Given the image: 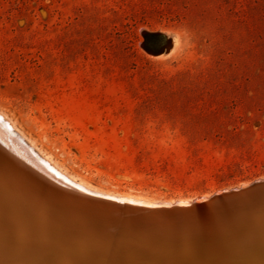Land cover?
<instances>
[{
  "label": "rangeland",
  "instance_id": "obj_1",
  "mask_svg": "<svg viewBox=\"0 0 264 264\" xmlns=\"http://www.w3.org/2000/svg\"><path fill=\"white\" fill-rule=\"evenodd\" d=\"M144 30L177 47L148 54ZM0 114L102 194L263 179L264 0H0Z\"/></svg>",
  "mask_w": 264,
  "mask_h": 264
},
{
  "label": "water",
  "instance_id": "obj_2",
  "mask_svg": "<svg viewBox=\"0 0 264 264\" xmlns=\"http://www.w3.org/2000/svg\"><path fill=\"white\" fill-rule=\"evenodd\" d=\"M142 35L152 36L146 31H143ZM153 36L164 37L161 33H155ZM165 39L168 43L171 42V39ZM141 47L147 50L144 41ZM146 52L158 54L156 51ZM7 133L4 122L0 121V168L5 170L7 176H12L13 180H21L33 193H41L52 200V209L47 207L45 215L53 217L54 234L65 236L61 232L67 229L58 225L59 222L69 224L73 229L78 228V232H81L79 239L90 243L88 248L94 254L114 251L118 255H123L130 251L132 254L145 257L191 255L197 259L207 260L213 257L232 256L231 254L239 253L243 247L248 248L247 243L250 242L254 243L253 247L261 248L264 223L254 221L240 223L242 215L239 210L244 208L246 203L264 198L263 195H250L239 199L234 188L230 189L228 194L225 193L228 190H223L216 192L209 199L204 197L193 199L188 206L181 209L176 205L160 204L145 205V208H141V205L136 203H133L132 209H127L126 199L98 192L86 196L73 185L62 182L53 171L49 173L46 170L43 163L38 160L40 157L37 153L25 151L20 146L23 142H20L14 133L8 134L12 135L13 139L8 137ZM260 180L252 182L249 187L258 189ZM11 200H14L15 204L19 202L16 196ZM28 202V206L32 205L31 199ZM208 204L216 205L213 211H209ZM31 205L30 208L33 209ZM70 210H77L76 213L79 215L72 214L79 218L71 217ZM83 210L89 215L88 218L82 213ZM122 213L132 218H128L132 221L130 228L125 227L128 223L124 219L126 217H119ZM104 218L118 224L103 225L109 222ZM231 218L237 219L240 224L233 225ZM76 238L78 236L74 239Z\"/></svg>",
  "mask_w": 264,
  "mask_h": 264
},
{
  "label": "bare ground",
  "instance_id": "obj_3",
  "mask_svg": "<svg viewBox=\"0 0 264 264\" xmlns=\"http://www.w3.org/2000/svg\"><path fill=\"white\" fill-rule=\"evenodd\" d=\"M146 32L152 36H143L144 45L147 49L145 51H156L158 53L151 54L150 52H147L150 55L165 56L173 52L177 47V39L172 35L170 36L161 32H148V30ZM155 33H161L164 37L153 36ZM165 38L171 39V42L168 43ZM0 121L4 122L8 132L7 135L10 134V132L12 134L14 133L20 142H23V145L20 146H22L25 151H33L39 155L40 158H38V160L43 163L49 173L53 171V173L60 177L62 182L73 185L86 196L90 193H97L81 183L78 184L76 180L59 170L52 161L43 156L38 149H36L33 144H31L27 138H25L2 114H0ZM8 137L12 138L13 136L8 135ZM11 177L12 176H7V173L3 168H0V264H264V232H262L263 234L261 236V248L253 247L254 243L250 242L247 243L249 244L248 248L243 247L239 253L235 252L234 254H231L232 256H224V258L213 257L207 260H201L191 255L183 257L171 255L165 256L164 258H157L153 256L145 257L135 255L130 251H127V253L123 255H118V253L114 251L113 253H105L102 251L94 254L90 252V249L88 248L90 243L83 239H79L81 232H78V228L73 229L69 224H60L59 222L58 225L67 229L61 232L65 236L54 234L53 217L45 215L47 207L52 209V200L44 197L41 193H33V191L27 189V187L23 185L21 180H13ZM251 183L243 184L234 190L237 191L236 193L239 199L247 198L250 195L264 196V178L258 182L259 188L256 190L249 187ZM23 186H25L24 189ZM225 193H230V190ZM103 195L112 196L107 194ZM15 196L19 201L17 204H15L14 200H11L12 198L14 199ZM211 196L206 195L204 198L209 199ZM114 197L126 199L127 209H132L133 203L141 205V208H145V205L160 204L162 206L176 205L178 209H181L184 208V206H188L191 202L190 200H183L178 202L159 201L156 203L140 198L137 199L128 195H116ZM99 198L100 197H98V199ZM29 199H31L32 205H30L33 206V209L27 204L29 203ZM245 205L244 208L239 210V213L242 215L240 223L254 221L263 224L264 198L259 201H251V203H246ZM207 206L209 211H213L216 205L208 204ZM72 209L74 210V208ZM70 211L71 217H78L72 214L76 213L77 210ZM82 213L86 214V218H88L89 215L85 213L84 210ZM51 214L53 215V213ZM103 214L102 215L106 217V214ZM119 217H126V214L122 213V216ZM128 218L132 219L129 215L124 218L126 223L128 222L127 224L125 223L126 228L131 227L130 223L132 221ZM85 219L82 221L83 223L85 222ZM104 219L109 222H106L103 225L108 223L115 225L118 224L116 221L114 222L109 218ZM231 223L236 225L239 221L231 218ZM88 224H91V222H88ZM76 236H78V238L74 239Z\"/></svg>",
  "mask_w": 264,
  "mask_h": 264
}]
</instances>
